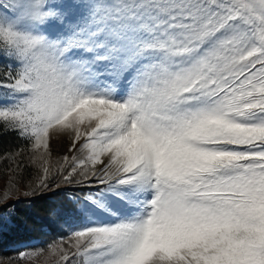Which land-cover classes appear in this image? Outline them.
Segmentation results:
<instances>
[{"label":"snow or ice","instance_id":"6c2138e0","mask_svg":"<svg viewBox=\"0 0 264 264\" xmlns=\"http://www.w3.org/2000/svg\"><path fill=\"white\" fill-rule=\"evenodd\" d=\"M0 60L55 264H264V0H0Z\"/></svg>","mask_w":264,"mask_h":264},{"label":"trees","instance_id":"16d2710c","mask_svg":"<svg viewBox=\"0 0 264 264\" xmlns=\"http://www.w3.org/2000/svg\"><path fill=\"white\" fill-rule=\"evenodd\" d=\"M6 70L7 61L0 60V74ZM27 147L26 142L19 138L16 133L9 132L5 134L0 132V173L8 170L12 172V182L8 183L7 187L14 194L16 192L21 193L20 198L17 200L7 201L8 205L14 206L10 215L13 222L6 229L0 230V257L8 261L13 260V257L23 249L45 250L48 248V243H56L61 236L66 235L68 228L58 218L56 212L67 204L71 196L83 195L76 185H61V187L56 188L55 184H53L48 190H41L35 196H24L23 193L29 190L28 186L35 183L38 174L36 169L28 166L25 167L22 173L17 174L19 170H16V172L12 171L15 168V163L4 159V157ZM62 156H64L63 153L54 155L52 152L53 163L56 162L57 158ZM19 159L18 157L17 160ZM24 164H28L27 156L24 157ZM56 183H59V180ZM13 184L15 187H12ZM18 184H22L24 188L22 191L18 189ZM8 208L1 205L0 211H7ZM32 238H38L40 241L14 248L11 247V245Z\"/></svg>","mask_w":264,"mask_h":264},{"label":"rangeland","instance_id":"374dc122","mask_svg":"<svg viewBox=\"0 0 264 264\" xmlns=\"http://www.w3.org/2000/svg\"><path fill=\"white\" fill-rule=\"evenodd\" d=\"M67 147H68V141L66 137H56L51 141V150L54 155L63 153L64 155L67 154ZM12 172L5 171L0 173V198L4 196L6 192L9 193L8 201L9 200H17L20 198L21 193L16 192L15 194L12 193L8 187L7 184L12 182L11 177ZM18 189L22 191L23 186L22 184H18ZM2 204H0L1 206ZM12 208H8V210H2L0 211V230L6 229L8 225H11L13 220L11 219L9 212H11ZM40 240L38 238H32L27 241H21L19 243H16L14 245H11V247H18L23 246L27 243H33V242H39ZM52 243H48L47 245H51ZM42 250V252H41ZM23 249L19 253H17L13 258V260L8 261L7 259L0 257V264H55V261L58 259L56 256H52L49 254L48 248L43 249ZM25 253V256L21 258L20 254ZM41 253V254H36ZM18 262V263H17Z\"/></svg>","mask_w":264,"mask_h":264},{"label":"built area","instance_id":"2783aa9c","mask_svg":"<svg viewBox=\"0 0 264 264\" xmlns=\"http://www.w3.org/2000/svg\"><path fill=\"white\" fill-rule=\"evenodd\" d=\"M44 227V226H43ZM45 228V227H44ZM46 230H48L47 228H45ZM34 243V242H33Z\"/></svg>","mask_w":264,"mask_h":264}]
</instances>
